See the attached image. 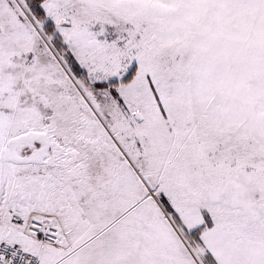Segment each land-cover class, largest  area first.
Returning a JSON list of instances; mask_svg holds the SVG:
<instances>
[{
    "label": "snow or ice",
    "instance_id": "snow-or-ice-1",
    "mask_svg": "<svg viewBox=\"0 0 264 264\" xmlns=\"http://www.w3.org/2000/svg\"><path fill=\"white\" fill-rule=\"evenodd\" d=\"M0 264H264V0H0Z\"/></svg>",
    "mask_w": 264,
    "mask_h": 264
}]
</instances>
